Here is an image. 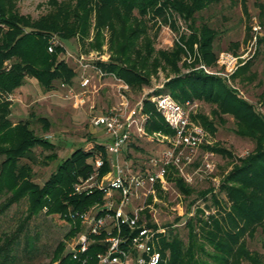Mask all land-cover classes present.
I'll return each mask as SVG.
<instances>
[{
	"label": "trees",
	"instance_id": "16d2710c",
	"mask_svg": "<svg viewBox=\"0 0 264 264\" xmlns=\"http://www.w3.org/2000/svg\"><path fill=\"white\" fill-rule=\"evenodd\" d=\"M213 1L48 0L49 10L33 19L21 15L14 0H0V100L14 93L28 79H35L44 92L57 90L56 84L74 85L75 73L64 59L60 58L64 53L60 42L77 38L84 44L90 32L93 14L96 20V39L91 46L99 47L101 32L107 28L110 32V47L115 54L111 62L95 65L103 72L123 81L131 91H140L148 84L147 78L140 71L144 67L148 68L151 47L146 35V24L135 18L133 12L137 11L141 16L162 2L164 6H169L180 14L184 20H192L195 13L202 11ZM154 12L159 13L161 9ZM259 17H264L263 6L259 10ZM260 24L264 25V21ZM141 38L146 41L143 57L142 44L139 43ZM54 39L59 44L53 46V51L49 52L48 48ZM214 41V30L201 25L199 30L195 29L187 44L190 46L197 42L204 63L212 65L216 58ZM234 45L237 49L238 44ZM233 50L232 52H235ZM261 52H264V35L257 39L255 57ZM180 55L181 49L176 47L172 52L161 53L160 56L171 65L174 72L178 73L177 62ZM152 64L151 66L155 68L159 65L154 60ZM249 67L250 62L239 70L246 71ZM162 93L169 94L179 104L187 101L204 102L212 106L211 111L220 122H223L224 115L232 117L236 124L235 134L251 140L255 148L254 152L242 159L240 166L235 167L228 176V181H233L237 186L228 187L226 184L221 186L232 203L231 213L226 215L225 220L217 215L210 216L205 222L198 219L199 230H196L188 220L186 242L173 228H168L164 235L157 234L153 237V247L165 260L162 264H205L198 257L205 253L200 246V239L210 243L217 253L216 258L220 264H239L238 259L242 257L248 259L251 264H264L257 254L251 256L246 253L243 250V243L240 242L241 235L247 229L264 226V118L255 111L253 105L226 86L222 79L207 75L201 70L184 75L177 74L167 81L162 89L153 92L154 95ZM144 112L149 115L146 125L148 133L173 135V131L149 102H145ZM10 113V104L0 102V194L9 196L8 201L0 208V214L25 199L28 215L24 222L36 217L43 209L46 210L47 216L56 215L72 222L70 212L84 210L101 200L102 195L98 193L92 196H72L70 192L77 178L85 177L90 172L87 162L95 151L105 159L102 147L94 146L92 150L86 151L82 148L74 150L68 158L58 164L48 180L39 186L32 182V170L27 161L35 162L34 148L49 150L53 148V144L47 137L35 135L30 127V120L12 123L9 119ZM37 120L43 124L44 130L49 128V123L45 119ZM191 120L199 121L204 129L211 133L216 131L204 116L192 115ZM203 148L213 152L220 151L213 147ZM105 170L106 166L103 168V171ZM167 180L183 196L190 197L194 193L192 186L187 184L171 165L168 166ZM205 193L200 194L204 196ZM161 195L159 193V196ZM223 222L229 223L232 229L230 231L225 229ZM72 225L66 238L75 236L79 231L78 222ZM147 226L153 229L156 227L149 222ZM17 231L18 234L12 233L0 238V264L17 262L15 252L19 245L18 238L22 233L21 228ZM24 246V253L28 255L35 250L33 241L28 236ZM64 248L65 245L59 243L53 252L51 263L81 264L72 258L71 253L64 254ZM100 251L102 248L97 246L89 249L87 254L91 259L88 264L96 262L95 255Z\"/></svg>",
	"mask_w": 264,
	"mask_h": 264
},
{
	"label": "rangeland",
	"instance_id": "374dc122",
	"mask_svg": "<svg viewBox=\"0 0 264 264\" xmlns=\"http://www.w3.org/2000/svg\"><path fill=\"white\" fill-rule=\"evenodd\" d=\"M47 1L14 0L17 11L21 15H27L33 19H37L49 10ZM262 6L264 7V0H214L205 9L195 13L192 20H184L180 14L170 9L169 6H164L162 2H159L156 8L148 9L141 16L137 11H134L135 18L146 24L151 57L148 61V68L144 67L140 71L147 78L148 84L143 86L140 91H132L131 101L139 100L144 92L162 89L164 84L177 74L184 75L201 70L207 75L222 79L226 86L235 91L240 98L253 105L255 111L264 118L260 112L261 108L264 110V52L255 57L256 51L252 55V51L249 49L250 46L255 48L257 45L256 43L253 47V40L251 42L254 35L253 27H260L258 38L264 35V25L260 24L261 21H264V17H259V10ZM157 9H161V12H154ZM95 21L93 14L90 21V32L84 44L77 38L60 42L64 49L60 58H63L72 68L75 73L73 81L76 83L81 75L80 65L74 59L69 58L67 54L73 55L78 60L83 59V62L90 61L94 64L109 63L115 58L114 51L110 47V32L107 28L101 32L99 47L91 46L96 39ZM201 25H206L215 32L213 46L216 58L212 65L204 63L197 42L190 46L187 44V40L194 34L195 29L199 30ZM139 43L142 44L141 55L143 57L146 41L141 38ZM236 43L238 44L237 49L234 45ZM176 47L181 49V55L177 62L178 73L174 72L171 65L160 56L161 53L172 52ZM222 53H229L237 57L233 69L227 70L226 66L221 63L219 55ZM153 60L159 63L156 68L151 66L154 64H152ZM249 62L250 67L246 71L239 70ZM56 86L57 90L44 92L35 79H28L14 93L0 100V102L10 104L9 119L12 123L30 120V127L35 135L47 137L53 144V148L49 150L34 148L35 162L27 161L32 170V182L39 186L48 180L58 164L68 158L74 150L80 148L85 151L92 150L95 141H106L105 137L99 135L101 134L100 128H92L89 121V110L87 108L73 109L71 103L66 99L64 91L59 90V84ZM92 86L91 90L95 88L96 93L90 96V101L95 110L109 108L118 101V86L112 79L98 80L94 78ZM193 103L190 118L192 115L204 116L216 130L211 133L204 129L199 121L191 120L205 131L207 143L204 146L220 150L213 152L202 148L203 153H213L212 157H209V162L214 165V169L208 172L203 168L202 172L195 174L192 169L186 168L184 172L192 177L190 186L194 193L190 197L183 196L168 181L167 189L161 190L159 186L157 201L150 204L143 212L147 223L154 224L155 230H163V233L160 234L164 235L168 228H173L184 242L187 240L186 222L188 220L196 230H199L198 219L205 222L209 220L210 216L217 215L225 220L226 215L231 213L232 203L221 186L222 184H226L228 187L237 186L233 181H228V176L235 167L240 166L241 160L252 154L255 149L251 140L235 134L236 124L232 117L224 115L223 122H220L212 113V106L198 101H193ZM38 118L45 119L49 123V128L44 130L43 124L38 122ZM132 145L133 147L127 148L124 158L132 168L136 169L144 166L149 157L160 158L166 148L162 144L148 141ZM96 153L94 152V154ZM199 158L197 157V160ZM201 192L206 193L201 196ZM159 193L162 195L159 196ZM8 199V195L0 194V208ZM190 202L193 203L189 205ZM45 214L46 210L43 209L36 217L24 222L28 215L25 199L0 214V238L4 235L16 234L17 230L21 228L22 233L20 232L19 245L15 252L17 257L15 264H57V262L51 263V260L59 243L65 245L64 254L70 251V245L75 236L69 238L65 236L72 228V222L56 215L47 216ZM223 227L229 231L232 229L229 223L223 222ZM253 229H247L241 235L240 242L243 243V250L246 253L251 256L257 254L264 262V226H255ZM26 236L33 241L35 247L30 255L24 253ZM199 243L205 251L198 256L199 259L205 264H220L216 258L217 253L210 243L205 239H200ZM238 260L239 264H251L248 259L243 257Z\"/></svg>",
	"mask_w": 264,
	"mask_h": 264
},
{
	"label": "built area",
	"instance_id": "2783aa9c",
	"mask_svg": "<svg viewBox=\"0 0 264 264\" xmlns=\"http://www.w3.org/2000/svg\"><path fill=\"white\" fill-rule=\"evenodd\" d=\"M253 31L251 42L253 40L255 47L260 27H253ZM57 44V40H52L48 51L52 52ZM255 48L249 47L252 55ZM67 55L80 65L81 75L77 83L61 84L59 90L64 91L73 109L89 110L92 128H100L99 135L106 138L105 142L95 141V146L104 150L105 159L98 152L91 156L87 162L90 172L85 177L79 176L71 187L72 196L98 193L102 198L84 210L69 213L72 223H79V231L70 245L69 253L74 260L88 264L91 258L87 253L91 247L97 246L102 251L96 253L94 264H162L165 260L153 247L152 240L163 230L147 226L143 217L145 208L157 201V186L161 190L167 189L170 165L189 185L192 177L184 172L186 168L192 169L195 174L202 172L203 168L208 172L214 169L209 162L213 153L202 151L207 143L206 133L190 118L194 103L187 101L180 105L167 93L154 95L153 92H144L139 100L132 102V91L123 81L103 72L93 62H83V59ZM219 56L227 70L234 68L237 57L229 53ZM94 78L115 81L118 86L116 104L95 110L90 101V96L96 93L95 88L91 90ZM145 102L154 107L173 135L147 132L149 115L144 112ZM260 112L264 116L262 108ZM141 141L162 144L166 148L160 158L149 157L141 168H132L125 161L124 154L130 145ZM197 157H200L199 160ZM105 166L107 170L103 171Z\"/></svg>",
	"mask_w": 264,
	"mask_h": 264
}]
</instances>
